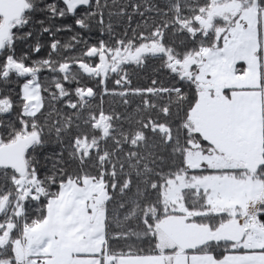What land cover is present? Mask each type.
I'll return each instance as SVG.
<instances>
[{
    "label": "snow or ice",
    "instance_id": "6c2138e0",
    "mask_svg": "<svg viewBox=\"0 0 264 264\" xmlns=\"http://www.w3.org/2000/svg\"><path fill=\"white\" fill-rule=\"evenodd\" d=\"M0 264H264V0H0Z\"/></svg>",
    "mask_w": 264,
    "mask_h": 264
}]
</instances>
